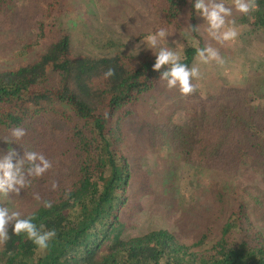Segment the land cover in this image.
I'll return each instance as SVG.
<instances>
[{
  "label": "trees",
  "instance_id": "1",
  "mask_svg": "<svg viewBox=\"0 0 264 264\" xmlns=\"http://www.w3.org/2000/svg\"><path fill=\"white\" fill-rule=\"evenodd\" d=\"M22 2L27 6V0H0V26L15 21ZM144 2L147 14L156 19L151 32L159 27L187 32L181 62L196 65L197 47L209 43L198 33L194 0ZM256 5L255 11L233 17L245 42L253 37L264 42V0ZM73 10L74 0H44L25 20L31 38L13 52L21 62L0 69V157L11 148L16 158L35 151L52 162L19 196L0 199V207L32 215L37 226L56 231L48 248L40 250L23 234L12 235L10 226V238L0 244V264H264V220L250 218L264 209V188L235 180L243 165L257 162L264 184V105H253L260 96L253 87L262 78L237 83L235 75L243 70L239 64L231 81L224 68L229 62L218 49L224 63L204 64L205 81L212 82L205 94L192 98L198 102L184 113L179 132L169 123L146 124L150 145L159 140L158 146L181 143L186 162L198 169L200 176L176 179L177 187L165 192L172 198L175 219L198 225V237L186 245L159 229L125 239L133 165L122 124L139 121V111L162 94L166 82L152 71V53L75 51V25L80 21L64 22ZM186 22L196 28L183 31ZM108 68L114 75L105 79ZM16 126L26 134L9 143ZM203 175L210 205L197 211ZM44 200L52 206L43 207Z\"/></svg>",
  "mask_w": 264,
  "mask_h": 264
},
{
  "label": "rangeland",
  "instance_id": "2",
  "mask_svg": "<svg viewBox=\"0 0 264 264\" xmlns=\"http://www.w3.org/2000/svg\"><path fill=\"white\" fill-rule=\"evenodd\" d=\"M30 1L27 0V6H24L26 5L24 2L19 3L17 15L13 17L15 21L10 26H0V69L12 68L21 62V59L14 58L13 52L21 41L31 38L33 34L31 26L25 20L37 11L38 5L41 6L44 3V0ZM224 3L226 6H231L232 0H224ZM147 11L144 0H74V10L67 14L64 22L67 23V20L74 22L75 19L80 21L75 25V29L80 32L74 33L75 51L87 55L120 51L135 56V52L132 50L139 43L140 38L151 32L156 25V19L147 14ZM237 13L233 10L229 19H233ZM197 24L199 35L205 37L209 45L221 49V52L226 55L225 59L229 64H226L224 68L229 70L231 81L237 77V83L244 82L247 77L249 83H253L254 77L262 78L259 84L253 87L260 95L255 97L253 105L263 106L264 42L254 37L250 38V42H245L241 31L236 27L238 31L236 39L221 44L207 35L206 25L203 24V20L199 16H197ZM183 26L185 28L183 31H188V23H184ZM185 33L187 32H182V36L179 32H169L170 36L165 38L168 46L174 48L173 41H176L179 44H184L185 48L183 41ZM129 37L130 39L126 43ZM108 43L114 45L109 46ZM139 48L137 56L151 53L144 49L143 44H139ZM238 65L242 66L243 70L234 77L233 74L236 73ZM194 66L199 68L201 78L192 81L197 86L193 94L183 96L179 93L178 88L168 89L165 84L162 94L150 98L148 104L139 111V121L127 119L122 124L126 139L131 147L130 151H126V155L133 165V181L129 188L131 195L129 196L128 225L122 235L125 239L159 229L174 233L186 245L192 244L198 237V225L195 226L190 222L182 224V221L176 220L171 209L172 198L165 195L166 191H172L177 187L176 179L200 176L198 169L186 162L181 143L172 144L167 141L158 146L157 143H161L159 140L155 145H150L146 126V124L152 123L157 126L169 123L172 126L176 125L178 129L179 125L185 121L184 113L194 108L198 102L192 98L205 94L212 82L205 81L204 64H200L197 60ZM213 80L217 81L216 75L213 76ZM261 174V164L251 162L238 170L235 180L251 187L264 188ZM205 177L204 175L200 177L202 182L195 203L197 211L200 208H208L210 205L206 188L208 180ZM250 218L255 223L257 220H264V209ZM211 243V240L208 241L205 247H209Z\"/></svg>",
  "mask_w": 264,
  "mask_h": 264
},
{
  "label": "clouds",
  "instance_id": "3",
  "mask_svg": "<svg viewBox=\"0 0 264 264\" xmlns=\"http://www.w3.org/2000/svg\"><path fill=\"white\" fill-rule=\"evenodd\" d=\"M256 7V0H232L231 6H226L224 0H194L192 4L193 11L202 18L203 24L206 25L207 35L221 44L232 42L238 36L235 20L229 19L233 10L247 15L255 11ZM190 19L191 13L188 15V20ZM188 27L196 28L189 23ZM168 36L170 35L167 29L159 27L154 32H149L140 38L132 52H135L137 56L140 51L139 44H143L144 49L150 51L155 57L152 71L160 73L159 80L165 81L168 89L178 88L181 95H191L197 87L192 81L201 78L200 70L198 67H188L181 62L184 44L173 41L175 47H169L165 39ZM129 39L130 37L126 43ZM196 59L200 64L215 62L217 65H222L224 63L218 49L211 45L197 47ZM103 75L105 79L111 78L114 75V69L108 68ZM10 133L13 142L9 143H15L25 136L26 130L16 126L10 130ZM16 157V151L11 148L0 157V199L8 197L9 194L19 196L21 191L29 187L34 179L42 177L52 168V162L42 153L24 151L22 156ZM51 187L54 190L57 184L53 181ZM34 198L41 199L39 194H35ZM51 206V201H43V207L50 208ZM33 219L34 216H22L19 211L12 210L8 206L0 207V244L10 238L9 227L11 226L12 235L23 234L40 250L47 249L49 242L55 238L56 231L54 229L45 230L43 224L37 226L33 223Z\"/></svg>",
  "mask_w": 264,
  "mask_h": 264
}]
</instances>
